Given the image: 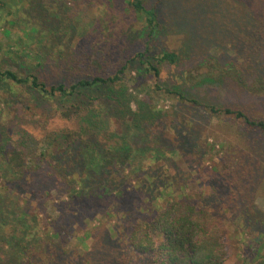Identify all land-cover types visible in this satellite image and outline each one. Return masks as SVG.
<instances>
[{
    "label": "rangeland",
    "instance_id": "374dc122",
    "mask_svg": "<svg viewBox=\"0 0 264 264\" xmlns=\"http://www.w3.org/2000/svg\"><path fill=\"white\" fill-rule=\"evenodd\" d=\"M21 1H12V7L2 14L5 19L7 12H11L9 19L17 23L8 26L12 31L9 36L0 28V70L13 68L26 75L33 67L37 72L41 69L34 57L51 56L55 66L49 79L57 84L62 72L57 66L59 52L63 60L67 56H101L99 62L106 66L108 75L114 66L147 49L154 56L176 53L179 59L176 65H156L158 77L147 71L146 65L136 62L127 66L123 86L138 113L133 118L125 117L124 110L117 112L113 102L100 93L47 99L29 88L0 84V264H7L13 252L23 250L29 252L34 264H80L91 247L102 250L105 235L121 247L120 264H129L136 258L123 246L131 223L149 215L150 206L164 209L168 202L184 194L191 196L197 206L207 198L212 217L225 220L229 251L225 264H264V135L248 132L241 121L211 116L204 107H191L168 91H181L204 106L245 108L250 115L264 119V93L253 89L258 87L255 74H248L246 91L235 85L233 72H228L231 62L238 61L242 67L248 59L240 55L235 58L229 41L236 31L240 33L246 20L248 26L244 27L250 28L257 7L264 13V0H146L145 5L157 3L159 16L160 25L151 39L147 23L137 18L131 7V11L124 10L126 24L118 27L109 21V29L100 24L84 30L85 22L79 23L78 16L65 11V22L75 33L61 30L45 42V55L41 54L39 36H26L25 31L37 19L34 21L28 11L22 14L21 9L30 0ZM52 1L48 0L46 6ZM100 3L101 0H95L88 6L96 16L102 14ZM82 34H89V38L80 37ZM9 47L18 58L7 54ZM250 54L254 60L259 57ZM261 57L264 60V52ZM208 78L215 81L205 83ZM220 79L225 82H217ZM71 105L100 110L101 122L94 131L103 132L96 139L106 150L117 140L133 137L128 142L139 152L135 159L136 167H141L137 177L127 163L121 169L108 167L104 177L109 180L110 189L91 193L88 187L76 184L83 168L75 164L85 150L92 148L88 146L93 137L87 133L69 145L64 137L49 134L68 125L61 112ZM145 111H149L147 116ZM184 138L189 144H185ZM254 145L263 161L255 158V165L260 166L253 168V180L248 177L243 181L241 192L234 187L237 179L227 172L230 167L238 168L243 152ZM56 167L64 171V178L58 176ZM156 175H163L173 185L163 191L158 187L153 194L157 199L151 201L147 199L150 183L141 177ZM59 177L63 183L58 181ZM120 178H125L122 194L115 184ZM234 190L241 197L246 196L248 207L242 211L251 215L246 218L255 219V228L244 225L246 218H239L241 211L234 213ZM95 254L91 252L89 258ZM27 260L23 259L24 263Z\"/></svg>",
    "mask_w": 264,
    "mask_h": 264
},
{
    "label": "trees",
    "instance_id": "16d2710c",
    "mask_svg": "<svg viewBox=\"0 0 264 264\" xmlns=\"http://www.w3.org/2000/svg\"><path fill=\"white\" fill-rule=\"evenodd\" d=\"M12 1L14 0H0V21L4 23L0 25V28L7 36L12 32L9 27H14L17 23L15 19H9L11 12H7L6 16L8 18L4 19L2 15L12 7ZM24 1H21V3ZM94 1L53 0L52 4L46 6L48 0H30L24 4L27 7L22 8L21 11L23 15L26 14L24 11H28V14L33 15V20L36 21L37 19V22L34 26H29L28 32L25 31L26 36L36 39L38 35L37 41L42 45L41 54L45 55L47 53V48L44 46L45 42L56 37L61 30L67 29L71 34L75 33L74 28L66 23L65 11L78 16L80 19L79 23L85 22L86 28L84 30H87V27H94L100 24L109 29L110 27L107 24L109 21L118 27L125 25L127 16L124 10L125 12L127 10L131 11L128 7H131L136 12L137 18L143 19L147 23V27L150 29V33L148 34L149 39L153 37L156 28L160 25L157 3L149 6L145 5L146 0H124L125 2L123 0H101L102 14L101 16H96L92 9H88V6H92ZM262 6L264 7V4ZM246 21L242 23L243 26L239 30L240 33L238 34V31H236L229 43L235 49H230V51L234 52L233 56L235 58L236 55H240L243 58L247 56L248 59L243 62L242 67L238 64V61L231 62L228 72H233L231 78L234 79L235 85L242 86L246 91L248 89V82L246 80L248 74H255L256 77L254 79L258 87L253 89L264 93V60L261 57L264 52V13H262L261 7L256 8L254 20L250 28L244 27L248 26V20ZM25 24L27 25V23ZM80 37L89 38V34L87 36L86 34H82ZM217 45L220 44L217 43ZM9 51L7 54L13 53L15 57L17 56L16 58L19 57L10 47ZM250 53H256L259 56L258 59H252L253 56ZM60 54V52L57 54V63H59L57 66L62 71L59 83L53 84L49 79V74L53 73L52 66H55L54 62L50 60L51 56H39L38 54L34 58L39 62L41 70L37 72L35 70L34 72L33 67L29 66V71L32 72L26 75L13 68L0 70V84L17 86L18 88H29L32 92L38 93L47 99L59 97L62 100L64 98L78 97L82 94L100 93L106 100L113 102L114 109L117 112H123L124 110L125 117L130 118L131 116L133 118L137 117L138 113L132 106V96L127 94L128 91L123 86L127 66H133L136 62L140 66L146 65V70L154 72L158 77L160 71L156 65L162 63L176 65L179 59L176 53H164L160 56H154V53L150 49H147L146 52L139 53L133 59L122 62L119 66H114L115 68L112 73L108 75L106 74V66L99 62V57L101 56H97L96 59H93L91 56H67L68 59L63 60V56H60ZM96 67L99 68L97 71L95 70ZM226 78L229 77L227 76ZM208 79L205 83L215 81L210 78ZM217 82L225 81L220 79ZM168 91L170 94L178 97L180 101L191 104V107H204L211 116H223L231 118L234 121H241L243 127L248 132L258 131L264 135V119L250 115L245 108L224 105L220 107L214 104L204 106L197 99L188 98L181 91L176 89ZM98 105L100 106L99 103ZM29 107V105L26 106L28 109ZM141 110H144V108ZM148 113L149 111H145L146 116ZM100 114V110L97 107L67 106L61 112V117L67 120L68 125L49 133L51 136H56L55 138L64 137L69 145H73V143L82 139L87 133L90 137H93L90 143L92 145L88 146L92 148L89 149L90 151L85 150L84 155L81 154L76 162L77 164H75L83 168V172L81 173L83 178L80 175V182L76 184L79 183L80 186L88 187L91 193L102 191L101 189L104 188L110 189V187H107L109 186L107 185L109 180L104 177L108 174V167L110 165L121 169L127 163H130L134 172H136L135 177L138 175L137 170L141 168L136 167L137 164H135V159H137L139 152L134 151L135 148L128 142L133 137L128 140H117L114 145L109 147L110 152L103 145L101 146L100 141L96 138L103 136V132L94 131L99 121L101 122L99 120ZM184 142L185 144H189L185 138ZM246 151L248 152L245 153L250 155L246 156L243 152L240 157L239 167H230V171L227 172V174L229 173V175L231 174L233 178L237 179L234 182L236 185L234 187L241 192H243L244 188L243 181L248 177H251L253 180V168L260 166L259 164L255 165V158L263 161V156H259V148L256 145L252 148H247ZM56 169L57 171L59 170L57 167ZM236 171L238 173H235ZM62 174H64V171H58V176L61 175L60 177L64 178ZM60 177L58 181L62 182L63 180ZM124 179L120 178L118 183L115 181V184L118 186L117 190L121 194ZM135 179L137 180V178ZM141 179L150 183L148 185L150 189L147 190V196H149L147 199L151 201L157 199L156 195L153 194L156 193L155 190L158 187L161 188L160 191H163L173 185V181L169 183V179L163 175H156L151 178L142 176ZM182 193H184V190H182ZM233 194L237 197V199L235 196L233 197V201L237 200L233 203L236 209L234 213L237 214L241 211V215L239 216L241 220L251 217V215H246V212L242 211L243 207L246 210L248 207L246 196L241 197L242 195L235 190ZM201 198L203 199V196ZM217 201H221V199L217 197ZM149 202L148 204H150ZM208 202V199L205 198L203 199V203L197 206L193 203L191 196L189 197L187 194H184L182 197L168 202L164 209L158 207V210H156L150 206L149 215L147 214L140 222H132L128 236L124 238L126 242L123 247L129 250V253L136 258V261H132L129 264H225L229 256L226 243L227 226L224 224V219L212 217ZM235 219L237 220V218ZM4 224L6 223L3 222L2 224L1 222V225ZM244 225H250L255 228V219L246 218ZM104 237L106 242L103 244L102 250L96 251L94 249L95 246L91 247L89 252L85 254V258L80 261V264L83 261L89 264L121 263V247L116 246L106 235ZM93 251L96 252L95 259L89 258ZM109 251L112 254L107 255L106 253ZM28 253L26 250L17 253L13 252L7 264H34L32 259H29L30 254ZM23 259H28L27 263H24ZM62 261L65 260L63 259Z\"/></svg>",
    "mask_w": 264,
    "mask_h": 264
}]
</instances>
